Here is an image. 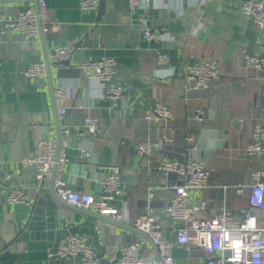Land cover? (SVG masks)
Segmentation results:
<instances>
[{
  "label": "crops",
  "instance_id": "1",
  "mask_svg": "<svg viewBox=\"0 0 264 264\" xmlns=\"http://www.w3.org/2000/svg\"><path fill=\"white\" fill-rule=\"evenodd\" d=\"M104 1L100 12L98 7L81 9L80 0H46V30L31 39L4 23L33 8L34 1H0V264H72L52 260L48 256L52 241L22 230L37 194L52 186L49 179L38 183L34 166L22 159L32 156L36 142L48 135L65 142L68 161L63 178L72 189L99 194L103 177L111 166L117 167L128 189H121L114 202L125 219L142 213L146 205L155 208L176 264H204L208 258L192 243L175 242L176 223L163 212L178 180L157 165L177 152L162 148L143 155L136 149L137 141L166 134L173 138L172 145H185L186 137L197 140L204 126L227 129V145L203 159L211 171L208 183L191 189L189 198L206 201L199 216L213 214L224 202L236 217L247 207L245 196L232 188L224 191L222 185L248 181L249 170L264 163V156L242 151L252 138L253 123L264 119V75L247 65L243 54H264V28L241 13L240 0L207 3L199 20L201 29L195 25L197 10L187 0H150L144 9H130L125 0ZM142 16L145 22L140 24ZM144 28L161 32L162 38L147 40ZM69 40L74 42L68 55L71 65L101 56L116 61L109 82L122 85L120 98L112 100L102 82L47 57L49 50ZM160 54H165V62L158 61ZM202 58H214L220 70L209 91L188 88L187 67ZM45 60L48 66L41 78L23 74L31 62ZM59 85L66 87L65 99L54 96ZM155 101L171 109L168 121L144 118ZM196 108L204 110L202 120L194 118ZM88 113L98 119L97 134L87 132ZM63 128L69 130L67 136ZM15 186L23 187L25 198L9 204L5 192ZM57 205L56 228L74 230L62 235L61 242L71 235L85 236L103 264H113L110 258L122 242H139L138 252L145 260L158 254L156 245L125 221L100 219L66 203ZM73 264H81L80 257H73Z\"/></svg>",
  "mask_w": 264,
  "mask_h": 264
},
{
  "label": "built area",
  "instance_id": "2",
  "mask_svg": "<svg viewBox=\"0 0 264 264\" xmlns=\"http://www.w3.org/2000/svg\"><path fill=\"white\" fill-rule=\"evenodd\" d=\"M130 9L146 8L150 0H125ZM182 2L184 0H176ZM197 10L195 15L196 27L199 26L200 16L204 6L212 0H187ZM81 9L95 10L99 0H80ZM239 9L242 14L249 17L255 25L264 28V2L258 0H240ZM47 6L46 0H35L34 7L21 12L15 19L4 23L5 27L18 30L24 39L36 37L46 30ZM140 24L145 22L144 16L139 17ZM147 40L155 41L162 38L159 31L144 28L142 31ZM74 42L69 40L62 45L52 48L47 52V57L52 61L68 68L74 66L86 77L95 79L105 84V91L109 98L117 100L122 96L123 87L118 83H110L115 73L116 61L112 57L101 56L96 59L81 60L74 65L68 62V55ZM243 58L247 65L264 75V54L244 53ZM159 62H165V54L158 55ZM48 66V62H31L23 74L29 78H41ZM220 76L218 63L214 58H202L187 67L186 77L188 88L202 91L211 90ZM56 98L65 99L67 90L65 86H56L53 90ZM78 108H85L77 104ZM61 113L65 108L59 109ZM204 110L196 108L194 118L202 120ZM172 116L171 109L161 101L153 102L145 111V119H163L168 121ZM85 127L91 135L100 131L97 117L88 113L84 116ZM67 136L69 130L62 129ZM193 135L186 137L185 143L194 144ZM173 138L162 135L157 139H140L136 149L143 155H150L154 150L162 149L165 144H171ZM194 148V147H192ZM242 151L245 155L264 156V119L253 123L252 138ZM86 156L88 151H84ZM68 158L65 153V142H59L53 135L39 139L30 157L22 159V163L34 166V178L39 182L51 180L54 192L59 200L76 208L99 214L113 221H125L136 230L145 234L157 247L156 257L145 260L138 252L139 242H122L119 246L121 257L117 264H176L174 257L169 252V242L161 231L160 215L152 206H145V210L135 217L125 219L122 209L114 202L121 196L119 188V172L116 166H111L110 171L101 181L102 189L99 194L72 189L66 185L63 178L64 166ZM157 169L165 174H173L178 183L172 185V193L163 209L164 214L173 222L183 225L175 230V242L179 245L192 243L208 254L204 264H264V163L249 170L248 181L236 185H222L224 191L232 188L237 195L245 196L247 207L243 209L240 217L234 216L226 202L209 216H199L198 212L206 207V201L200 199L191 202L189 192L193 188H202L208 183L211 171L202 159H185L178 161L170 158L160 162ZM151 197V193H148ZM24 189L15 186L5 192V199L9 204L23 201ZM80 256L81 264H103L95 255L92 245L82 235H71L57 246L56 251L49 252L48 256L67 258ZM112 256L110 259H113Z\"/></svg>",
  "mask_w": 264,
  "mask_h": 264
},
{
  "label": "water",
  "instance_id": "3",
  "mask_svg": "<svg viewBox=\"0 0 264 264\" xmlns=\"http://www.w3.org/2000/svg\"><path fill=\"white\" fill-rule=\"evenodd\" d=\"M0 1L4 2V1H18V0H0ZM32 1L35 2V0ZM104 4H105L104 0H99L98 9L100 12L103 11ZM229 139L230 136L228 134L227 129L214 128L213 126L207 125L204 126V128L201 130L194 144L192 145L165 144L163 148L165 150H169V149L175 150L177 153L172 154L170 158H175L178 161L184 160L185 155L190 157L191 159L203 160V159H208L213 153L214 149L226 146ZM119 179H120L119 188L125 190L128 189V184L122 182L124 181V177L120 176ZM59 203L65 204L64 202L58 199L52 186L48 189L47 193L37 194V196L35 197V199L31 204V208L27 220L22 226V230L27 229L31 237L47 239L52 241L53 244L49 252H53V253L56 251L57 246L60 244L62 240V235H68L74 233V230H72V228L69 230L63 228H56L55 209L57 208L58 206L57 204ZM83 211L93 216H96L100 219H107L113 221L99 214L91 213L86 210ZM182 225L183 224L181 222L176 223L177 227H181ZM77 256L80 257L79 255ZM120 257H121L120 251L117 250V252L114 254V258L109 263L115 264ZM50 258L53 260L56 258V256H51ZM61 261L65 263L67 262L73 264V257L62 258Z\"/></svg>",
  "mask_w": 264,
  "mask_h": 264
}]
</instances>
